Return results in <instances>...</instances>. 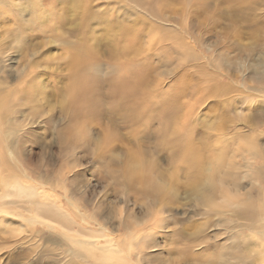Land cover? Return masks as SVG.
Wrapping results in <instances>:
<instances>
[{"label": "bare ground", "instance_id": "6f19581e", "mask_svg": "<svg viewBox=\"0 0 264 264\" xmlns=\"http://www.w3.org/2000/svg\"><path fill=\"white\" fill-rule=\"evenodd\" d=\"M17 1L22 4H30L31 15L26 18L28 28L34 21H38L40 25L36 27L35 32L33 31L29 38L22 37L21 31H19L13 34V40L9 43L0 42V70H4L5 66L9 67L6 64L16 60V56L11 55L13 54L11 53L14 47L11 44L13 41L17 42L15 45L20 46L18 48L23 51L33 50L32 52L27 51L25 54L30 57L27 62L23 63L22 68L27 71L26 75L30 78L25 82L23 89L19 91L5 90L2 86L5 82L0 79V154L5 153L8 160L13 161L14 159L19 136L16 132L17 122L11 117L16 104L14 102L16 101L20 106L29 105L28 113L33 115L36 114V107L42 98V93L37 87L43 81L40 82L39 79L43 72H33L29 67L32 66L30 63L34 62L33 65L40 66L39 62L41 61H34L35 59L32 57L38 53V50L35 49L44 44L37 42L31 44L34 47L30 48L28 40L37 39L40 37L39 35L46 32L50 33V38L57 35L56 41L60 46L63 58H65L62 88L54 94L59 104V112L65 118V124L59 136L61 141L70 140L75 144V141L81 139L86 132V127L95 123L100 116L101 102L113 103V109L110 108L111 112L109 111L110 121L111 115L115 116L116 114L123 122L134 123L138 119L144 118L148 123L149 120L159 119L158 130L162 134L163 144L166 147H173L172 158H178L179 162L175 160L176 163L189 169L186 174L187 187L178 191L171 186L172 184L168 180L170 184L159 181V174L153 170L152 162L145 159L138 150L128 155L120 177L110 176L114 180L116 179L115 181L121 186V189L135 192L140 197L150 198L151 203L158 207V212L162 210L160 204L162 201H166L172 196H175V200H179V196L182 194L186 201L192 203L190 211L193 215L198 216L197 218L208 216L209 218H207L210 220L213 215L218 216L214 224L211 220L209 221V226L220 227L221 231L218 232L225 235L223 236L224 243L220 247H223V250L213 256L210 254V258L205 259L208 264H240L243 256H256L264 264V87L259 85L264 82V70H258L257 64L251 63L247 79L254 85L245 86V79L237 74V72H241L240 60L239 63L236 61L235 66L233 59L226 55L217 56V61L210 59L211 62H208V66L211 68L223 67L225 72L223 71L222 75L225 76L226 81L224 79L222 83H215L212 87L205 88L209 97H214L216 100H212L209 112L204 116L205 130L210 132L204 135V138L202 137L204 141L200 142L203 139H201L199 128L195 124L197 120L193 119L196 114L191 113L195 108L193 104L198 102L195 100L194 103H189L187 109L181 114L178 110L177 94L182 90L181 84L185 83L182 81L186 77L184 79L179 77L178 82H175V84L177 83L175 87L160 93L154 91V96L148 90L150 73L159 69L158 66L152 65L151 60L153 56L165 53V49H157L153 54L145 56L141 38L149 35L153 41L170 40L176 48L184 46L181 45L179 36L171 35L169 28L160 25L163 21L162 14L158 10L156 13L154 7L161 0H122L128 4L122 11L124 15H131L133 12L139 13L140 10L146 15L152 16L154 21L151 22L152 26L149 30L143 28V25L147 24L145 18H142L139 25L136 23L128 25L124 21L116 23L112 21L114 15L108 5L117 0H104L103 8L95 4L97 0H0V11L3 14L8 11L13 19H17L18 25H20L19 21L26 17L23 16L26 10H21L18 14V10L15 13L12 12L17 6ZM224 1L227 4L224 18L228 28H232L238 21L252 17L256 9L264 8V0ZM243 2L246 3L244 9L239 7ZM157 24L160 25V28ZM99 31L100 34H98ZM102 39H107L103 45L100 43ZM232 44H228L230 50H239V52L242 50L239 46ZM101 48L103 53L99 51ZM248 50V55H253L255 52L252 47ZM104 56L107 60V67L113 73L110 78H105L109 94L107 102L100 99L102 81L99 75L103 70L101 57ZM186 56L190 57V54L188 53ZM140 58L143 59V62L139 60ZM31 59L34 62H31ZM186 59L188 60V58ZM162 62L164 60H160L158 65L162 66ZM48 65L50 64L48 63ZM187 76L189 75L187 74ZM233 76L236 78L234 79ZM186 81H189V78ZM182 87L184 88V86ZM194 87L191 89L192 94H194ZM234 91H236V95L232 94ZM249 91H254V93ZM218 96H223L222 101L219 102ZM167 109L173 111L171 116L167 115ZM190 114L192 116L194 114L192 119L195 121L189 119ZM173 118H180V120L178 119L180 122L173 120L174 124L171 128L170 124H172ZM168 133L173 134L172 138L167 136ZM23 135L24 133H21V136ZM111 139V134H107L104 141L102 140L99 150ZM21 171L20 177L13 174L3 177V180L0 175V214L22 217L31 225L39 224L48 230H54L57 227L59 231L56 232L60 237L58 235L53 237L51 234V236L46 235L45 238L53 240L54 243H58L62 247L61 253L66 257V264H126L133 258H135V264H138L140 251L133 252L131 248L135 246L138 236L136 234L139 231L136 229L141 222L133 223L131 227L125 225L124 221L119 222L122 227L124 226V231L121 236H116L107 225L108 214L99 215L96 211L87 212L85 206L68 197L65 193L66 189L63 188L64 194L61 196L66 201L67 208H65L61 204L62 200L59 196L48 192L47 189H51L52 183L47 184L41 176L31 178L26 174L27 172H24L25 169ZM3 181L12 185L13 195L20 199H3V197L11 195L2 190ZM135 186L138 188L135 189ZM156 202L160 203L155 204ZM212 209L219 210L213 214ZM155 212L157 211L155 210ZM25 214L30 215L24 216ZM3 215L0 217V224L6 222L8 225L9 221V225H11V219L5 220ZM201 220L203 222V219ZM195 223L197 224V222ZM145 226L147 225L145 224ZM23 227V224L20 223L14 227L9 226L8 229L19 232L23 230ZM187 228L191 231L187 234L186 239L192 243L193 239L188 237L196 236L200 230L196 233L194 224ZM244 229L248 232H244ZM257 229L260 234V240L257 243L259 248L257 251L253 248L252 252H247L244 243L251 242ZM177 232L179 234V231ZM34 233L39 235L41 229L35 230ZM23 259L25 261L21 263L29 262V257L25 256Z\"/></svg>", "mask_w": 264, "mask_h": 264}, {"label": "rangeland", "instance_id": "374dc122", "mask_svg": "<svg viewBox=\"0 0 264 264\" xmlns=\"http://www.w3.org/2000/svg\"><path fill=\"white\" fill-rule=\"evenodd\" d=\"M103 2L104 0H97L95 4L103 8ZM126 5H128L127 2L122 0L114 1L111 5H108L109 8L111 7L114 15L112 21L115 23L124 21L128 25L135 23L139 25L142 18H145L147 24L143 25V28L144 30H149L150 26H152L151 22L154 21L152 16L146 15L139 9H135L139 10V13L133 12L131 15H124L122 11ZM17 6H13L15 9L12 12L15 13L18 10V14L21 10H26L24 12L25 15L21 14L26 17L22 21H19L20 25H18L17 19H13L8 11L5 14L0 11V42L9 43L13 40V34L19 31H21L22 37L29 38L33 31L35 32L36 27L40 25L38 21H34L28 28L26 18L31 15L30 4H22V2L17 1ZM226 6L227 4L224 0H161L154 7L156 13L157 10L158 12L161 11L163 21L160 25L169 28L171 35L176 34L179 36V41L184 46L176 48L170 40L164 42L153 41L149 35L148 37L144 36L140 40L145 56L153 54L157 49H165V53H162L160 56H153L151 60L152 65L159 67L157 71H153L148 77V90L152 92L150 93L152 96H154L155 92L160 93L163 90L175 87L177 84L175 82L179 77L181 79L186 77L187 80L189 78V81H186V79L182 81H185L184 84L180 82L182 83L181 89L183 90L186 87L185 89L187 90L185 91L184 89L182 91L180 89L182 92L180 91L177 94V103L180 107H178V110L181 114L187 109L189 103H194L195 100L198 103L200 101L198 106V103L193 104L195 108H193L194 110L191 113L193 112L196 115L194 116L193 114V117L190 114L189 119L193 117V119L197 120L195 124L199 128L201 139L210 132L209 130H205L206 120L204 116L209 112L210 104L216 100L214 97H209L205 88L212 87L215 83H222L224 79L226 81L225 76L223 77L222 75L225 72L223 67L218 69L211 68L208 66V62H211L210 59L217 61V56L226 55L233 59L235 66L237 62L241 61V72H237V74H240L238 76L245 79V86L248 84V86L254 85L247 79L251 63L253 65L257 64L256 68L258 70H264V8L262 7V10L256 9L252 17L238 21L232 28H228L226 27L227 21L224 18ZM239 7L244 9L246 3L243 2ZM160 25L157 24L158 28H160ZM98 34H100V31ZM49 35L50 33L46 32L39 35L41 38L28 40L30 48L34 47L31 44L37 42L44 44L42 47L35 49L38 50V53L32 59L34 58V61H46L47 65L41 62H39L40 66L33 65L35 62L31 59V62L34 63H30L32 66L29 67L33 72H43L39 76L40 82L43 81L37 87L40 93H42V98L36 107V114L33 115L28 113L29 105L20 106L14 100L16 104L14 105L11 117L17 122L18 143L13 161L8 160L5 153L0 154V175L2 179L13 174L20 177V174H22L21 170L24 169V172H27L26 174L30 175L31 178L41 176L42 180L47 182V184H53L52 190L50 188L47 190L49 193L53 192L59 196L62 200L61 204L65 208H67V204L61 196V194H64L63 188L66 189V195L75 202L82 203L87 212L92 213L96 211L99 215L108 214L107 225L116 236H121L124 231V226L122 227V224L120 225L119 222L124 221V224L128 227H131L133 223L141 222L137 226L138 229H136L139 231L136 234L138 236L135 246L131 248L133 252L140 251L138 264H208L205 259L207 257L210 258V254L213 256V254H218L220 250H223V247H220L224 243L223 236L225 235L219 233L221 231L220 227L215 226L213 228V225L209 226V221L211 220L214 224L218 216L213 215L210 220L208 216V218H200V216L197 218L198 216L193 215L190 211L192 203L186 201L184 195L181 193H179L181 194L179 200H175V196H172V198L166 201L159 202L162 210L158 212V207H155L151 203L152 200L150 198L140 197L135 192H127L121 189V186L115 181L116 179L114 180L111 177L112 175L117 178L120 177L128 155L138 150L145 159L152 162L153 170L159 174V181L171 183V186L178 191H182L187 187L186 174H188L189 169L176 163V161L179 162L178 158H172L174 153L173 147H166L163 144L162 134L158 130L160 126L159 119L149 120L148 123L144 118L138 119L134 123L123 122L116 114L115 116L111 115L110 121L109 111L111 112L110 108L113 109V103L101 102L99 106L100 116L95 123H91L86 127V132H84L81 139L75 141V144L70 140L61 141L62 139L59 136L64 127L65 118L59 112V104L54 94L62 88L65 74V58H63L60 46L56 41L57 35L53 38H50ZM47 40H50V42H47ZM106 41L107 39H102L100 43L103 45ZM11 44L14 46L11 50V53H13L11 55L16 56V60L18 59V61L16 62L15 60L12 63L6 64L10 68L5 66L4 70H0V79L5 82L2 85L5 90L15 89L19 91L25 87V82L30 78V76L26 75L27 71L22 68L23 63L27 62L30 57L25 55L29 50L23 51V49L18 48L20 46L17 47L15 45L17 42L13 41ZM18 44L20 45V43ZM228 44H235V46H239L242 50L240 52L239 50H230ZM251 47L255 52H253V55H248V49H251ZM30 51L32 52L33 50ZM99 51L103 53L102 48ZM188 53L190 57L186 56ZM139 60L143 62L142 58ZM160 60H164L161 63L162 66L158 65ZM101 64L103 70L99 75L102 81L100 99L107 102L109 94L106 79L110 78L113 73L107 67L105 56L101 57ZM47 67L50 69H47ZM191 78H193V81ZM233 78L235 79L236 76H233ZM259 85L264 87V82ZM193 87L194 94L191 92ZM249 92L254 93V91ZM232 94L236 95V91ZM222 98L223 96H218L219 102L220 100L222 101ZM166 113L168 116H171L173 111L167 109ZM178 119L180 120V118ZM178 119L173 118L171 120V128L174 121L177 122ZM193 119L192 121H195ZM21 133H24V135L21 136ZM107 134H111L112 139L103 144L104 146L99 150V146ZM172 135L168 133L167 136L172 138ZM201 141H204V139ZM160 178L162 179L160 180ZM136 187L135 189L138 188ZM2 190L11 194L5 198L3 197V199H20L13 195V187L10 183L6 184L3 181ZM159 203L156 202L155 204ZM218 210L212 209V213L215 214ZM2 215L0 214V217ZM27 215L30 214H25L24 216ZM3 219H11L12 223L9 225L8 221V225H6V222L0 224V264H66V257L61 253L62 247L58 243H54L53 240L45 238L46 235L51 236V234L53 237L57 235L60 237L58 232H56L59 231L57 227L54 230H48L39 224L33 226V224L31 225L27 220L22 219V217H10L9 215H3ZM201 219H203V222H201ZM20 223L24 226L22 231L14 232L8 229L9 226L14 227ZM192 224H194V231L196 233L200 230L196 236H193L194 238L188 237L193 239L194 243L192 240V243H190V240L186 239L187 234L191 231L187 227H191ZM205 225L207 226L205 227ZM40 229L41 233L35 235L34 231ZM177 231H179V234ZM244 232L248 231L244 229ZM259 235V230L257 229V233L254 234L255 237L251 239V242L247 241L244 243L247 252H252L251 249L253 248L256 251L258 250ZM198 237L199 240H197ZM195 238L196 240L194 241ZM199 242L200 244L198 245ZM226 243L228 244L229 242ZM206 254L207 256H204ZM25 256L29 257V262L21 263L25 261L23 259ZM134 259L126 264H135ZM261 261L256 256H243L240 264H262Z\"/></svg>", "mask_w": 264, "mask_h": 264}]
</instances>
